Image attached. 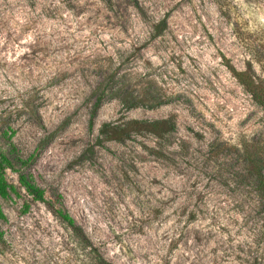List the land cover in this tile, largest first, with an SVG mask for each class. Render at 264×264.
I'll return each instance as SVG.
<instances>
[{
	"label": "rangeland",
	"instance_id": "1",
	"mask_svg": "<svg viewBox=\"0 0 264 264\" xmlns=\"http://www.w3.org/2000/svg\"><path fill=\"white\" fill-rule=\"evenodd\" d=\"M229 64L264 76V0H0V150L32 156L22 169L49 202L0 198V264H94L58 208L112 264H264L255 198L230 174L264 110ZM117 73L161 103L106 93L91 126ZM168 116L165 139L96 143L103 122Z\"/></svg>",
	"mask_w": 264,
	"mask_h": 264
},
{
	"label": "trees",
	"instance_id": "2",
	"mask_svg": "<svg viewBox=\"0 0 264 264\" xmlns=\"http://www.w3.org/2000/svg\"><path fill=\"white\" fill-rule=\"evenodd\" d=\"M166 28V20L163 18L161 23L155 27L152 36H158ZM229 70L237 82L250 95L251 99L264 110V76L256 74L252 68L239 70L229 64ZM118 74V73H117ZM112 74L110 79L102 80L95 87V101L92 104L89 123L92 126L94 117L99 106L102 103L103 96L108 93L109 96L117 97L125 110L136 107L146 106L154 107L160 102L153 101L155 99L149 88L132 84L127 74ZM176 122L172 116L158 119H138L121 117L111 121L103 122L98 129L96 143L103 145L105 141L124 142L133 139L138 135H152L157 139H165L171 132L175 130ZM238 160V167L234 172H230L231 181L239 183L243 187L248 188L252 198H255L253 214L261 221L259 234L264 237V131L258 136L252 135L241 140L234 147ZM31 155L27 158L20 156L11 157L10 154L0 150V198L7 199L11 194L20 195L19 188L34 201L43 203L49 202L45 198L43 188L38 186L32 179L31 175L23 171L22 167L26 166ZM11 170L16 173V185L10 184L6 177V171ZM56 217L64 222L72 231V233L85 245L89 246L94 252V264H112L102 257L86 237L83 229L76 224L75 219L64 209L58 208L53 210ZM5 217L0 205V219ZM2 232L0 231V241ZM260 258L253 256L252 261L256 262Z\"/></svg>",
	"mask_w": 264,
	"mask_h": 264
}]
</instances>
